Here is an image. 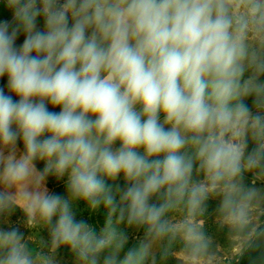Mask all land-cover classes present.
Listing matches in <instances>:
<instances>
[{"label":"clouds","instance_id":"9594fccd","mask_svg":"<svg viewBox=\"0 0 264 264\" xmlns=\"http://www.w3.org/2000/svg\"><path fill=\"white\" fill-rule=\"evenodd\" d=\"M2 3L0 216L20 209L49 242L0 227V264H56L61 247L75 264H146L177 238L200 264L210 198L226 224L249 226L264 181V0ZM77 202L102 205L104 226L77 219ZM131 228L144 238L127 247Z\"/></svg>","mask_w":264,"mask_h":264},{"label":"rangeland","instance_id":"374dc122","mask_svg":"<svg viewBox=\"0 0 264 264\" xmlns=\"http://www.w3.org/2000/svg\"><path fill=\"white\" fill-rule=\"evenodd\" d=\"M0 4L3 6L2 0ZM4 7V6H3ZM11 14L6 10V19H10ZM38 24L42 27L43 21L38 20ZM24 36L20 34L17 43H22ZM264 79V78H262ZM6 77L0 80V86H5ZM5 91L7 89L5 87ZM14 99H18L14 97ZM50 110L52 109L51 106ZM250 144V148H251ZM18 148L23 150L22 142H18ZM19 154V153H18ZM37 167L42 168L43 162H37ZM253 177H246V183L251 184ZM256 188L260 190L256 201L255 210L252 213V221L243 231H237L226 224L218 212L219 198H210L207 202V210L201 217L203 225L202 231L208 242V248L200 261V264H235L241 253L258 238L264 244V181H257ZM2 190V188H0ZM14 192L15 189H12ZM49 191L57 193L62 197L66 196L63 190L62 182L55 181V178H49ZM73 210L76 212L77 219H82L90 225L95 226L97 230L101 229L93 211L89 210L83 202H77ZM184 210L177 209L168 214V219L175 225L179 224L184 218ZM0 227H16L25 237V242L33 245L38 249L48 252L49 236L47 229L43 226H35L28 228L26 225V217L20 209H15L11 215L5 214L0 216ZM127 231V230H126ZM128 233V246L132 247L137 244L142 238H137L130 231ZM127 247L125 251H127ZM168 252L165 255L164 249ZM56 264H75V257L66 247H61L56 253L52 254ZM123 255V253H121ZM188 253L185 250L184 243L180 238H177L171 244L167 239L157 241L152 248V253L146 264H190L186 259Z\"/></svg>","mask_w":264,"mask_h":264},{"label":"crops","instance_id":"0c3cea01","mask_svg":"<svg viewBox=\"0 0 264 264\" xmlns=\"http://www.w3.org/2000/svg\"><path fill=\"white\" fill-rule=\"evenodd\" d=\"M6 20V10L0 4V21ZM235 264H264V244L256 238L241 253Z\"/></svg>","mask_w":264,"mask_h":264},{"label":"trees","instance_id":"16d2710c","mask_svg":"<svg viewBox=\"0 0 264 264\" xmlns=\"http://www.w3.org/2000/svg\"><path fill=\"white\" fill-rule=\"evenodd\" d=\"M249 105H251L252 100L251 98L248 99V101H246ZM108 184L110 187L113 188V190L115 191L116 186H123V180L122 177L117 179L116 181H108ZM90 210V209H89ZM93 211V215L96 216L95 219H97L99 226L102 228L104 226L105 223V219H106V212L103 208V206L101 205L100 208L96 209V210H92ZM127 231H130L134 236H136L137 238H144V230L143 229H136V228H131V229H127Z\"/></svg>","mask_w":264,"mask_h":264}]
</instances>
